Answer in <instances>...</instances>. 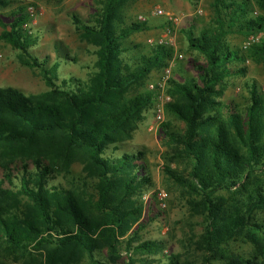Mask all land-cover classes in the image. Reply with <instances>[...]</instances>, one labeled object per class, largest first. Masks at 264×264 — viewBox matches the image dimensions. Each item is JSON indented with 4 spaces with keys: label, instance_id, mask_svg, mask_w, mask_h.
Masks as SVG:
<instances>
[{
    "label": "trees",
    "instance_id": "trees-1",
    "mask_svg": "<svg viewBox=\"0 0 264 264\" xmlns=\"http://www.w3.org/2000/svg\"><path fill=\"white\" fill-rule=\"evenodd\" d=\"M125 1L105 0L96 27L82 25L73 17L82 35L96 46V61L87 83L70 78L62 82V88L55 85L58 65L47 68L29 51L32 39L22 30L28 21L24 8L10 13L8 31L1 38L20 51L27 66L41 71L49 92L27 96L16 88L0 87V247L6 254L41 252L44 257V252L43 261L35 264H78L85 256L90 264H118L120 238L140 214L138 208L129 206L130 198L141 193L150 180L146 175L137 177L142 171L135 162L140 154L110 160L104 152L129 139L153 98L147 92L127 99L122 96L142 86L151 71L165 65L170 56L169 50L157 47L149 56L140 55L133 61L122 57L125 39L148 28L136 22L115 28V14ZM215 2L219 32H202L197 37L191 33L188 38L190 49L206 63L196 66L197 81L172 82L178 99L167 108L184 124L181 135L169 133L168 137L190 164L189 181L172 171L168 174L186 187L191 210L203 212V232L194 247L203 253L204 264H264V250L240 261L226 260L223 255L239 237L257 244L247 230L260 234L264 241V187L254 188L235 209L215 198L219 192L243 193L247 180L264 166V98L255 83L248 85L249 106L243 113L220 102L223 89H217L226 78L245 71L230 67L246 57L226 47L223 38L232 32L258 33L264 29V18H247L248 0ZM255 4L264 13V0ZM248 57L264 64V35L249 49ZM82 159L98 180L97 198L87 204L71 190L48 186L58 172ZM20 198L29 204L23 206ZM85 207H91L96 220ZM135 234L128 237L127 251ZM158 245L145 242L135 251ZM103 251L107 263L96 259ZM165 264L184 263L172 257Z\"/></svg>",
    "mask_w": 264,
    "mask_h": 264
},
{
    "label": "rangeland",
    "instance_id": "rangeland-1",
    "mask_svg": "<svg viewBox=\"0 0 264 264\" xmlns=\"http://www.w3.org/2000/svg\"><path fill=\"white\" fill-rule=\"evenodd\" d=\"M0 6V87H13L22 91L27 96H39L49 92L43 75L38 68H31L24 63L20 51L12 47L1 38L2 32L8 31L5 26L10 22V13L16 9L24 8L28 21L22 30L31 36L32 44L30 53L36 57L39 63H44L47 68L54 63L58 65L57 80L55 85L63 87L62 82L70 78L87 83L94 72L96 61V46L86 37L76 25L74 18L82 25L96 27L100 11L105 0H2ZM249 1L248 19L263 17L264 13L256 6V0ZM215 0H126L115 14L114 26L120 29L134 23L139 14L151 15L154 9L161 8L183 17L182 22L171 27L172 37L170 44L165 49L169 50V57L165 65L152 70L147 81L142 86L130 88L122 98H130L144 92L151 93V107L142 112V118L137 121L131 131L129 139L122 140L114 146H109L104 152V157L116 159L122 155H137L135 160L142 166V171L137 173L138 179L149 177V183L139 194L130 198V207L138 208L140 214L126 235L120 238L117 246L119 251L118 264H165L169 258L178 257L184 264H204L203 253L196 251L194 243L203 232V212L195 214L188 205L186 187L177 183L169 174L172 171L182 180H188L190 172L189 162L178 154L179 147L168 137L169 133L181 135L184 124L167 109L169 105L178 99L173 83L184 84L188 80L197 81L198 71L196 66L203 67L205 58L198 52L190 49L189 34L197 37L202 32L215 34L219 28L215 23ZM200 11V13H198ZM256 12V16L252 15ZM225 18V16H224ZM227 20V17H226ZM148 28L142 32L130 35L124 41L126 51L122 57L133 61L140 55L149 56L153 46L149 43L151 38L163 36L165 23L161 18H150ZM251 34V33H250ZM250 34L238 32L228 33L223 38V44L231 51H237L246 59L242 63H233L230 67L244 68V73L225 79V83L217 89L222 90V96L218 100L227 103L234 109L244 112L249 106L248 85L252 83L258 88L259 94L264 98V64L248 57L252 45L243 48ZM56 48H60L58 51ZM67 54L68 58L64 55ZM181 54L182 60L176 56ZM170 68L169 79L163 87V117L158 120L153 113L154 106L160 102L155 91L149 90V85H158L165 69ZM71 87V86H70ZM168 98V100H166ZM165 126V127H164ZM65 172H58L48 182L49 187L71 190L79 200L87 204L96 200V184L98 180L90 171L87 163L82 160H74ZM0 170V178H1ZM14 185L17 184L15 179ZM243 193H216L215 198L220 204H227L230 209H235L239 202L256 187H264V166L255 172L245 183ZM7 187V186H6ZM16 187L14 186L13 189ZM196 197H193L195 199ZM23 206L29 203L20 198ZM164 205V207H162ZM92 220L97 215L91 207H85ZM136 232L135 238L130 242V251L124 247L128 237ZM253 243L244 238H237L230 242L223 253L226 260L240 261L251 256L259 255L264 250V241L260 234L251 230ZM145 242L160 243L149 251H135V248ZM41 252H32L31 255L6 254L0 247V263L3 264H35L45 258ZM96 259L107 263L106 251L96 255ZM35 261V262H34ZM78 264H90L88 257H84ZM213 264H224L214 262Z\"/></svg>",
    "mask_w": 264,
    "mask_h": 264
},
{
    "label": "built area",
    "instance_id": "built-area-1",
    "mask_svg": "<svg viewBox=\"0 0 264 264\" xmlns=\"http://www.w3.org/2000/svg\"><path fill=\"white\" fill-rule=\"evenodd\" d=\"M200 13V11H198ZM256 12H253V15L256 16ZM159 17L162 19V21L165 23L166 27L164 28V33L163 36L159 38H151L149 39V43L153 46H158V47H166L170 44L171 37H172V30L171 27H175L179 25L183 17L175 14L173 12L163 10L161 8H156L153 10L151 15H144V14H139L136 16L135 22L139 24H147L149 23L150 18H156ZM264 35V29L258 33H252L250 34L249 38L246 40V42L243 45V48H247V46L258 44L261 40V38ZM177 60H182L183 56L181 54L176 56ZM170 75V68H167L163 72V78L161 82L158 85L150 84L149 85V90L150 91H155L157 94L160 96H157V99H159L160 102H158L154 108H153V113L156 116L158 120H161L163 117V98L161 97L163 94V87L166 84V81L169 79ZM168 100V98H166ZM164 207V205H162Z\"/></svg>",
    "mask_w": 264,
    "mask_h": 264
},
{
    "label": "crops",
    "instance_id": "crops-1",
    "mask_svg": "<svg viewBox=\"0 0 264 264\" xmlns=\"http://www.w3.org/2000/svg\"><path fill=\"white\" fill-rule=\"evenodd\" d=\"M149 24V23H148Z\"/></svg>",
    "mask_w": 264,
    "mask_h": 264
}]
</instances>
